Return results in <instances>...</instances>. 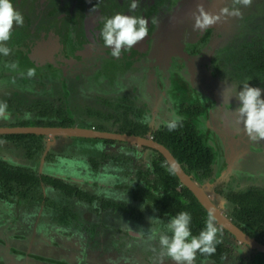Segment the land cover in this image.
<instances>
[{
    "label": "flooded vegetation",
    "instance_id": "flooded-vegetation-1",
    "mask_svg": "<svg viewBox=\"0 0 264 264\" xmlns=\"http://www.w3.org/2000/svg\"><path fill=\"white\" fill-rule=\"evenodd\" d=\"M217 1L223 2V6ZM132 2L11 0L13 7L23 15L24 22L13 27L6 43L11 49L10 54H0V102L7 104L10 114L6 119H0V129H91L89 121L74 117L73 111L65 106L67 98L62 100L61 96L64 77L78 72L83 65L88 68L93 64L89 73L101 89L128 86L123 93L101 94L93 105H89L88 113L114 120L119 126L96 130L151 139L167 147L156 138L157 131L165 123L184 116L183 107L196 103L204 110L191 115V119L214 151L212 170L199 182L167 148L184 172L203 186L205 195L220 214L245 235L264 244V236L250 231L233 216L240 191L250 187L264 191V164L260 161L264 140H249L243 123L237 122L235 109L239 101L235 97L228 99L230 91H225L224 99L221 96L223 89L235 85L239 91L241 85L248 82L262 90L261 98L264 99V0H252L247 7L235 5L241 10V17H229L199 32L193 31L192 17L199 3L206 11L216 13L222 7H233L232 0H138L139 6L135 10L130 8ZM116 13L142 16L148 21L145 39L131 49H123L118 58L111 55V49L104 46L100 36L104 19ZM102 60L105 76H99L95 70L98 61ZM29 69H35V76L27 75ZM37 72H45L51 81L40 80ZM112 73L116 75L114 78ZM34 82L39 92L23 89ZM44 83L54 85L55 98L49 91L44 93ZM29 93L34 94L37 101L28 103L21 98ZM69 100L73 107L76 102L72 98ZM29 105L52 106L58 113L63 111L64 115L70 116L64 123L71 119L74 122L62 126L34 123ZM5 134L31 136L17 143L19 140L5 138ZM56 137L60 135L0 133V145L6 147L0 149V160L13 170L9 177L0 180V264H162L159 234L170 235L166 227L170 217L158 216L157 206L151 207L152 201L146 199L142 186L146 184L145 177L153 182L156 178L149 159L157 157L158 153L163 155L152 146L137 141L66 135L60 143H54ZM67 138H79L84 160L76 157L79 151H71L73 157L69 152L65 154L64 148H68L69 143L64 148L63 144ZM100 139L110 142L103 143ZM98 143L128 146V161L104 153V150L100 155L93 154L89 146L98 147ZM20 145L26 149L25 161L20 162L14 156L9 159L6 154ZM145 150L150 153L142 161ZM164 164L173 171L166 160ZM223 172L227 175H221ZM21 173L23 184L15 181ZM90 173L98 176L97 181L89 177ZM173 173L178 181L176 189L180 191L186 186ZM5 178L11 180L7 182ZM80 185L89 188L83 189ZM53 198H57V205L52 207L55 211L47 213ZM61 198L74 202L72 206L79 208L84 201L83 206L91 207L93 218L84 219L76 206L67 207ZM200 205L206 211L204 217L207 220L211 212ZM62 208L67 209L63 211L67 215L65 221L45 218L60 214ZM27 211L31 215L21 220L20 214ZM88 214L91 218L92 213ZM215 223L220 230L217 239L226 249L225 255L217 261L197 252V259L223 264L233 249L237 252L236 257L232 255L233 264L264 257L263 251L242 240L216 217ZM68 253H76L75 258L69 257ZM164 260L172 264L168 258Z\"/></svg>",
    "mask_w": 264,
    "mask_h": 264
},
{
    "label": "clouds",
    "instance_id": "clouds-1",
    "mask_svg": "<svg viewBox=\"0 0 264 264\" xmlns=\"http://www.w3.org/2000/svg\"><path fill=\"white\" fill-rule=\"evenodd\" d=\"M251 3L252 0H232L233 7H222L218 13L206 11L203 5L198 4L196 10L192 12L193 31H204L229 17H241V10L235 5L247 7ZM138 6V0H133L130 8L135 10ZM23 22V15L13 7L11 0H0V54L5 56L10 54L11 49L6 43L11 38L14 25H23ZM147 25L148 21L142 16L116 13L104 19L100 36L104 46L111 49V55L118 58L123 49H131L145 39L148 34ZM35 74V69H29L27 72L29 77ZM225 91H230L229 100L235 97L239 101V106L235 109L237 122L243 123L244 132L249 140H264L262 90L246 82L241 85L239 91L235 85L230 89H223L221 92L223 99ZM7 107L5 102H0V119H6L10 115ZM176 126V121L167 125L169 130H174ZM190 223L191 215L187 211H181L168 219L166 227L170 235L159 234L161 262L168 258L172 264H195L197 252L203 255L215 253L216 244L219 243L217 234L220 231L216 226L215 217L209 213L205 227L198 235H192Z\"/></svg>",
    "mask_w": 264,
    "mask_h": 264
},
{
    "label": "trees",
    "instance_id": "trees-1",
    "mask_svg": "<svg viewBox=\"0 0 264 264\" xmlns=\"http://www.w3.org/2000/svg\"><path fill=\"white\" fill-rule=\"evenodd\" d=\"M193 103L192 105L183 107L184 110L181 112L184 116L176 121L177 126L174 130H169L167 125L172 122L169 121L160 127L157 131L156 138L167 145L175 155L176 159L186 166V171L193 173L194 177L201 182L209 174V171L213 168V149L205 143V136L202 132L198 131L194 126V121L191 119V115L203 113L202 107H197ZM32 112L34 117V123L40 125H52L58 124L70 125L74 121L71 119L64 123L69 115H64L63 111L58 113V110H54L52 106L38 107L35 105L27 106ZM196 108V109H195ZM135 115H137L135 113ZM58 117L60 120H58ZM30 124L32 122H29ZM89 126V125H88ZM98 129H103L101 126ZM31 136V134H5L4 137L8 139H14L19 142H23L25 137ZM34 138H40L32 135ZM89 138H86L88 140ZM93 141H98L92 139ZM103 143H108V139H100ZM157 157L150 158V169L155 172L156 178L150 181L145 177V182L142 186L143 193L146 199L152 201L151 207H156L155 210L160 216L164 218L165 216L172 217L181 211H187L191 215L190 229L192 235H198V233L205 227L206 211L198 203L194 195L182 186L179 191L176 189L178 186V181L170 169L164 164V158L158 153ZM97 164V162H95ZM167 167V168H166ZM139 173L140 170L138 171ZM13 173L10 166L0 160V180L2 177H9ZM27 172L24 173V175ZM31 174V173H29ZM13 175V174H12ZM23 173L20 177L15 178V181L23 184ZM7 182L11 178H5ZM153 187L154 191L151 192ZM162 193V194H161ZM237 206L233 210V216L235 220L243 223L250 231L258 232L259 235L264 236V191L261 188L250 187L243 192H239ZM67 209H61V220H66ZM226 249L221 246V243L216 244V251L212 255H206L211 258L221 261L224 257ZM242 264H264V257L256 260L244 261Z\"/></svg>",
    "mask_w": 264,
    "mask_h": 264
},
{
    "label": "rangeland",
    "instance_id": "rangeland-1",
    "mask_svg": "<svg viewBox=\"0 0 264 264\" xmlns=\"http://www.w3.org/2000/svg\"><path fill=\"white\" fill-rule=\"evenodd\" d=\"M100 48H102V47H100ZM103 62H104V60L98 61V65L95 66V70L99 76H105L104 71H103ZM92 65L93 64H91V66L88 68H86L83 65L82 68L78 72L74 71L71 74L69 73L67 76L64 77L63 94L61 95V96H63L62 100H65L67 98V102H65L67 104L64 103L65 106L69 107L73 111L72 113L74 114V117H77L78 120L81 119L82 121L83 120L89 121L91 123L89 125H92L91 129H98V127H100V126L105 127V128L109 127V126L114 127V125H115V127L118 128L119 126H118V124L115 123L114 120H104V119L98 118L97 116H93L87 112V109H88L89 105H93V101L96 98L100 97L101 94L104 95V94H108V93H114V94L123 93L124 90H127L128 86H122L121 85L119 87H108V88L101 89V87L98 85V83H96L94 80H92V78L90 76L89 70L93 69ZM37 73H38V78L40 80H43L45 82L51 81V78L49 76H47L45 74V72H37ZM115 76H116L115 73H112V78H114ZM44 85H45V86H43L44 93L49 91L52 94H54V98H55V87H54V85L49 84V83H46V84L44 83ZM23 89H25V90L26 89L27 90L36 89L39 92L38 86L36 85L35 82L29 83L27 85V87L26 88L24 87ZM134 89H135V87H134ZM30 92H34V91H30ZM52 94H48V95H52ZM104 96H106V95H104ZM18 97H19V95H18ZM21 98L25 102H28V103L35 102V100H36L34 94H31V93H29L28 96L22 95ZM70 98H72L74 100V102H76V103H74L75 105L73 107H72V102L69 100ZM148 102H149V105H151L152 102L151 101H148ZM138 103L141 104V101L138 100ZM62 137L65 138V136L56 137L54 140V143H60L61 139H63ZM80 141H82V140H80ZM66 143H69L67 145L68 148H64V147H66ZM73 143H77V144H75L77 146V148L75 147V145ZM80 143L81 142H79V138H67V139H65L64 144H63L65 154L67 152H69L68 154L70 156H72L71 151H79L75 154V155H77L76 157H81L82 160H84L80 154V150H81ZM82 144H83V146H85L84 143H82ZM98 144H99L98 147L89 146L90 151L95 155H100L102 150H104V153H111V155L113 157L121 156L122 158L126 159L128 156V153L130 152L129 149L127 148L128 146L120 144V143H117V144H100V143H98ZM118 147H120V149ZM0 149H6V147L0 145ZM122 151L125 152V154H123ZM25 152H26V149L24 148V146L20 145V146L14 147L13 152H11L10 154L9 153L6 154V156L9 159L12 158V156H14V157L18 158V161L24 162L25 158H26ZM143 152H144V154L141 152L142 157L140 159L142 161H144L145 158H147L146 157V156H148L147 153H150V151L148 152L145 150ZM128 159H129V157L127 158V161H128ZM221 175L226 176L227 172H223ZM89 177L93 181H97V179H98V176L93 175L91 173L89 174ZM80 187H82L83 189H85L84 187L89 188V186L83 187L81 185H80ZM86 190L90 191V189H86ZM38 197H39V195H38ZM56 200H57V198H53L51 200L50 205H49L50 207H48L47 213H49V212L54 213L55 209L52 207H55L57 205L55 203ZM61 200L66 204L67 207H70V208H72V207L76 208L77 207L78 213L81 212L82 217L84 219H92L93 218L92 217L93 212L90 209L91 207L89 208L88 206H86V207L83 206L86 204L84 201L81 202V204H80L81 207L79 208L77 205H75L76 207L72 206V205H74V202H72V201L68 202L66 198H61ZM221 204L223 206H225L224 202H221ZM70 212L74 213V211H70ZM78 213L75 212V214H77V215H78ZM88 213H92L90 215L91 218L87 217V215H89ZM28 214L31 215L30 213H28V211H27V213L24 212V214H20L21 220H24ZM16 215H17V213H16ZM60 217H61L60 214H58V215L54 214V215H48L45 218L47 220L61 221ZM19 220H20V218H19ZM26 231H27V227H26ZM26 231H24V232L26 233ZM96 238H99V236H97ZM24 250H26V247L24 248ZM236 254H237V252L233 249L232 255H234L236 257ZM232 255L231 256L229 255L223 264H233L235 262L234 261L235 259H234V256H232ZM68 256L75 258L76 253L75 254L74 253L73 254L68 253ZM168 263H170V262H167L166 260H164L162 264H168ZM195 264H212V262L200 261L199 259L196 258Z\"/></svg>",
    "mask_w": 264,
    "mask_h": 264
},
{
    "label": "water",
    "instance_id": "water-1",
    "mask_svg": "<svg viewBox=\"0 0 264 264\" xmlns=\"http://www.w3.org/2000/svg\"><path fill=\"white\" fill-rule=\"evenodd\" d=\"M221 1H217V4L223 6ZM200 4V3H199ZM124 12V11H123ZM218 13V12H216ZM145 47V46H144ZM20 52V51H19ZM22 58V57H18ZM43 133L48 135V133H52V135H75V136H88V137H98V138H116L122 139L130 142L137 141L140 144H146L152 146V148L157 149L165 158L169 166L173 169V171L178 176L179 180L182 182L183 185L188 187L191 192L194 194L196 199L202 204L206 209H208L218 220H220L224 226L235 232L238 233V237H240L244 241H248L253 247L256 249L264 252V244L250 238L248 235H245L240 229H237L231 221H229L224 214H220L218 210H216L207 196L205 195L203 186L199 185L198 182L193 180L188 174L184 172L181 168L180 164L174 158L172 153L169 151L167 147L163 144L153 141L151 139L141 138L137 136H131L127 134H119V133H112L105 130H96V129H82L80 127H25V128H3L0 129V133ZM260 161H263L264 164V152L260 155Z\"/></svg>",
    "mask_w": 264,
    "mask_h": 264
},
{
    "label": "bare ground",
    "instance_id": "bare-ground-1",
    "mask_svg": "<svg viewBox=\"0 0 264 264\" xmlns=\"http://www.w3.org/2000/svg\"><path fill=\"white\" fill-rule=\"evenodd\" d=\"M48 134H52V133H48Z\"/></svg>",
    "mask_w": 264,
    "mask_h": 264
}]
</instances>
